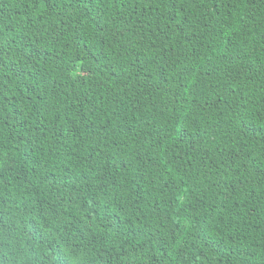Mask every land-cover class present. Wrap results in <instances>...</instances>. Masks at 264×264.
Returning <instances> with one entry per match:
<instances>
[{
	"label": "trees",
	"instance_id": "obj_1",
	"mask_svg": "<svg viewBox=\"0 0 264 264\" xmlns=\"http://www.w3.org/2000/svg\"><path fill=\"white\" fill-rule=\"evenodd\" d=\"M0 264H264V0H0Z\"/></svg>",
	"mask_w": 264,
	"mask_h": 264
}]
</instances>
